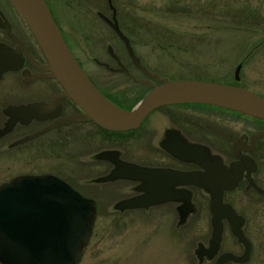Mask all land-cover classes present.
Wrapping results in <instances>:
<instances>
[{
  "label": "rangeland",
  "instance_id": "1",
  "mask_svg": "<svg viewBox=\"0 0 264 264\" xmlns=\"http://www.w3.org/2000/svg\"><path fill=\"white\" fill-rule=\"evenodd\" d=\"M61 7L52 9L58 25L84 38L77 41L71 33L66 36L72 53L85 72L108 91L116 88L123 93L128 85H142L118 70L120 64L136 78L145 77L114 30L116 21L135 55L151 72L171 80L237 83L264 97V0H62ZM239 63L240 79L236 81ZM3 85L4 78L0 88ZM146 90L147 86H139L137 93L125 95L124 103L132 105ZM9 102L8 94L0 93V125L4 120L1 109ZM186 107L192 119L189 125H195L189 127L193 136L203 143L200 145L218 152L230 151L241 134L263 127L252 116L236 111L206 104ZM165 112L160 109L158 113ZM258 144L263 147L258 162L264 171V137ZM3 147L0 184L17 172L53 171L55 158L49 151L39 158L29 149L24 158ZM233 201L237 211L247 217L246 232L252 242L248 264H264V200L254 198L246 207L244 201ZM202 209L201 218H190L182 234L170 228L153 230L149 217L98 216L78 264H197L193 247L198 240L207 243L211 238L206 202ZM235 241L225 228L223 242L238 250L241 247Z\"/></svg>",
  "mask_w": 264,
  "mask_h": 264
},
{
  "label": "flooded vegetation",
  "instance_id": "2",
  "mask_svg": "<svg viewBox=\"0 0 264 264\" xmlns=\"http://www.w3.org/2000/svg\"><path fill=\"white\" fill-rule=\"evenodd\" d=\"M45 1L56 22L52 9L56 5L61 7L62 0ZM109 8L111 9V6ZM61 9L64 11L62 7ZM56 24L65 41L70 33L78 38L77 41L84 40L82 35L73 33V29L68 31L66 28L62 29L57 22ZM0 44L10 50L9 62L16 63V66L0 73V80L5 79L0 93L8 94L10 99L1 109L4 120L0 129L8 130L0 134V149L4 146L6 152L15 151L12 155L16 153L24 158L30 151V154L35 153L39 158L49 151L55 158L52 172H17L9 174L7 180L0 185L20 179L24 175L50 174L90 199L94 203L95 219L98 216L149 217L153 230L170 228L180 234L186 229L190 218H201L206 202L210 214L211 237L213 227L209 190L197 182L180 180L174 175L206 171L201 163L203 160L224 165L229 173H233V164L242 159L246 162V159L236 157L232 145L230 151L224 152L200 145L202 142L189 130L190 126L195 125L193 122L189 125V120L192 119L187 114L186 106L201 103L160 106L149 113L137 128L127 131L108 130L91 118L84 117L83 110L70 97H57L63 92V86L42 68L48 63L47 59L27 24L9 0H0ZM79 64L81 65L80 62ZM106 66L110 68L108 64ZM124 73L137 84H141L129 75L131 73ZM87 75L106 98L124 109L132 108L152 85L160 84L152 78L151 83L128 85L122 93L116 88L106 90L103 85H98L89 73ZM145 78L146 75L143 79ZM227 84L238 85L230 82ZM139 86H147L148 90L132 105H126L124 99L128 97L125 95L137 93ZM55 97L57 99L54 100ZM20 106L24 107L19 109ZM160 109H166V112L159 114ZM75 116L77 118L69 120ZM254 119L258 120L263 129L264 120ZM260 131L239 136L245 143L243 147H246L239 150V153L248 157L249 161L242 169L237 185L224 189L222 194V201L229 203L243 218L241 229L251 244L249 254L242 262L230 257L223 264H248L251 260L252 242L246 232L247 217L237 211L233 198L244 201V206L252 205L254 198L264 200V171L261 162H258V154L261 155L263 151L258 140L264 135L257 138L254 145H251L250 141L251 135ZM29 142L31 143L27 147ZM146 171L153 173L145 176ZM115 174L119 176L111 177ZM172 223L174 227H171ZM222 225L221 240L214 249L209 237L207 243L198 240L193 247L192 252L197 264H216L224 253L244 255L246 244L232 233L227 217L222 218ZM225 228L229 229L236 239V244L241 247L238 248L239 251L231 244L226 245L223 242ZM92 229L93 227L89 240ZM89 240L83 245V249Z\"/></svg>",
  "mask_w": 264,
  "mask_h": 264
},
{
  "label": "water",
  "instance_id": "3",
  "mask_svg": "<svg viewBox=\"0 0 264 264\" xmlns=\"http://www.w3.org/2000/svg\"><path fill=\"white\" fill-rule=\"evenodd\" d=\"M27 24L47 64L42 68L63 86L57 96L70 97L84 112L100 126L114 131L137 128L154 109L174 103H201L218 106L264 120V97L238 84H227L195 79H169L151 72L135 55L129 38L122 33L117 22L112 25L124 41L128 55L134 65L147 78L137 79L120 64L118 70L128 73L135 81L151 83L155 78L159 85L151 89L130 109H124L106 98L89 78L68 47L52 17L45 0H9ZM115 20V18L113 17ZM10 50L0 44V73L16 63L9 62ZM241 64L236 66L234 78L240 79ZM57 97L54 98L57 99ZM24 106H20L22 108ZM32 107V106H30ZM71 117L69 120H72ZM8 128L1 130L0 134ZM264 135V128L250 137L251 145ZM242 137L232 143L234 154L245 157L233 164V173L224 165L201 163L204 172L175 174L180 180L197 182L210 192L209 209L212 214L210 243L214 249L222 235V218L227 217L232 233L246 244L242 256L222 254L216 264L228 258L244 261L250 250V241L244 235L242 216L233 207L222 201L224 189L234 188L248 157L239 153L246 149ZM136 171V170H135ZM138 171V170H137ZM153 172H147L145 176ZM119 176V174L111 177ZM264 193V191H262ZM95 220L94 203L83 197L63 180L50 174L24 175L20 179L0 185V262L3 264H78L83 245L89 240Z\"/></svg>",
  "mask_w": 264,
  "mask_h": 264
}]
</instances>
